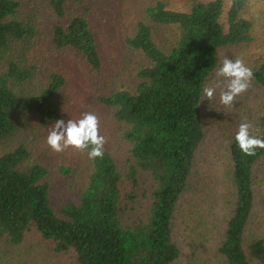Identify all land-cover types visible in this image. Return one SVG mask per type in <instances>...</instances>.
<instances>
[{"label":"trees","instance_id":"1","mask_svg":"<svg viewBox=\"0 0 264 264\" xmlns=\"http://www.w3.org/2000/svg\"><path fill=\"white\" fill-rule=\"evenodd\" d=\"M49 1L62 18L66 2L84 0ZM246 2L230 0L226 11L223 0L194 2L188 11L168 9L163 2L147 8L152 22L178 29L176 44L161 49L150 26L138 23L126 43L143 54L147 65L138 70L132 90L119 89L98 99L114 108L113 118L125 126L123 138L130 144L131 156L126 171L104 148L102 159L90 160L78 200L56 211L45 180L46 166L30 162V152L22 143L0 150V239L19 244L34 230L52 241L56 252L73 251L78 264H174L180 250L172 238V219L204 137L200 120L204 84L218 66L220 49L252 41L251 22L240 15ZM18 6L16 0H0V60L12 41L32 31L15 18ZM51 42L57 49H75L91 69H100L96 39L82 16L54 25ZM33 69L11 60L0 74V145L15 130L22 113L41 122L59 119L55 96L65 84L61 74L51 73L36 93L23 95L12 88V81L25 82ZM252 71L253 80L264 88V62ZM235 134L229 144L233 204L218 253L224 264H264V239L246 243L245 235L254 202V167L264 157V149L244 156ZM254 136L264 139V111ZM140 172L151 177L149 196L137 191Z\"/></svg>","mask_w":264,"mask_h":264},{"label":"rangeland","instance_id":"2","mask_svg":"<svg viewBox=\"0 0 264 264\" xmlns=\"http://www.w3.org/2000/svg\"><path fill=\"white\" fill-rule=\"evenodd\" d=\"M16 1L19 6L15 18L32 31L3 50L0 74L6 71L7 62L11 60L24 68L33 67L28 80L11 82L12 88L23 95L41 90L51 73L61 74L65 84L55 96L60 113L58 120L67 123L69 119L81 118L85 112L97 115L100 134L107 140L104 148L125 172L131 162L130 144L123 138L125 126L113 118L114 108L101 104L98 99L119 89L132 90L138 80V70L148 63L139 50L127 45L126 39L133 36L138 23L143 22L150 26L158 47L166 50L176 44L178 29L152 22L147 8L163 2L168 9L188 11L194 2L208 0L68 1L62 18L56 16L49 0ZM223 1L226 11L230 0ZM73 15L85 18L93 32L101 60L97 71L91 69L75 49H57L51 42L54 25L66 24ZM240 15L251 22L252 41L220 49L218 66L207 78L204 88L215 82V72L225 57L240 58L252 70L264 62V0H247ZM225 16L226 12L222 17L224 22ZM220 91L218 88L209 102L201 100L200 103L204 137L195 152L187 189L174 210L172 238L180 250L174 264H224L218 247L233 204L229 144L241 122L252 125V135L258 132L259 117L264 111V88L252 79L249 89L237 97L232 110L219 103ZM54 123L41 122L37 116L22 113L0 150L22 143L30 152V162L46 166L45 180L49 185L51 205L59 211L66 202L78 200L87 183L90 159L85 152L71 148L61 153L53 152L46 144V137ZM151 183L150 175L140 172L138 193L145 191L149 196ZM252 188L254 202L245 231L246 243L252 238L264 239V157L254 167ZM142 204L145 207L147 202L143 199ZM18 263L78 264V260L73 251L56 252L52 241L32 230L19 244L9 243L7 238L0 239V264Z\"/></svg>","mask_w":264,"mask_h":264},{"label":"clouds","instance_id":"3","mask_svg":"<svg viewBox=\"0 0 264 264\" xmlns=\"http://www.w3.org/2000/svg\"><path fill=\"white\" fill-rule=\"evenodd\" d=\"M214 83L203 89L201 100H212L217 89H221L219 103L226 109L235 108L237 97L244 94L250 87L253 71L240 58L232 60L225 57L221 66L215 72ZM228 114L227 112H225ZM252 125L241 122L235 134V142L244 156H255L257 149H264V139L252 135ZM106 138L100 134V120L97 115L85 112L77 120H56L46 137V144L55 153L66 149L87 152L90 160L102 159Z\"/></svg>","mask_w":264,"mask_h":264}]
</instances>
